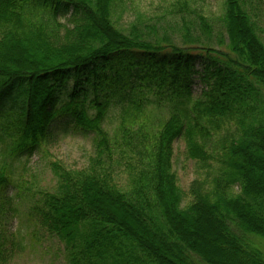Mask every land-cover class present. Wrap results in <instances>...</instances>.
<instances>
[{"label": "trees", "instance_id": "obj_1", "mask_svg": "<svg viewBox=\"0 0 264 264\" xmlns=\"http://www.w3.org/2000/svg\"><path fill=\"white\" fill-rule=\"evenodd\" d=\"M125 1L0 0V264L9 213L35 198L18 163L48 151L59 118L93 135V155L81 169L50 162L57 185L31 216L68 264H264L263 0H224L219 22L175 16L182 47L122 27ZM180 138L208 173L187 192Z\"/></svg>", "mask_w": 264, "mask_h": 264}, {"label": "rangeland", "instance_id": "obj_2", "mask_svg": "<svg viewBox=\"0 0 264 264\" xmlns=\"http://www.w3.org/2000/svg\"><path fill=\"white\" fill-rule=\"evenodd\" d=\"M262 3L264 4V0ZM223 12L224 0H126L116 16L122 27L135 21L147 26L153 25L160 32L155 40L173 39L174 43L182 47L185 43L183 22L175 16L192 19L193 16L202 13L219 22ZM262 38L264 40V33ZM196 65V69L202 72L200 59ZM204 87L200 75H195L194 96H200ZM154 112L155 117L159 118L166 111L155 107ZM67 122V118H59L55 124L57 136L47 152H37L29 159L25 158L18 163L20 184L29 187L35 198L18 205L17 211L9 213L5 221V233L9 238L5 264H68L64 244L42 228L37 218L31 216L32 207L41 200V192L53 190L57 185L50 162L59 161L68 168L81 169L87 166L93 155V135L78 132L71 124L67 125ZM117 125L118 119L113 115L106 121L105 126L112 131ZM2 148L0 142V158L3 156ZM174 168L179 184L186 192L197 177L208 175L205 170L202 171L199 164L187 159L183 138L175 144ZM118 180L124 189L129 188L126 173L121 174Z\"/></svg>", "mask_w": 264, "mask_h": 264}]
</instances>
